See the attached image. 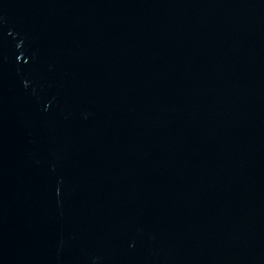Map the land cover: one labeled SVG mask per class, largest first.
I'll use <instances>...</instances> for the list:
<instances>
[{
	"label": "water",
	"instance_id": "1",
	"mask_svg": "<svg viewBox=\"0 0 264 264\" xmlns=\"http://www.w3.org/2000/svg\"><path fill=\"white\" fill-rule=\"evenodd\" d=\"M0 264H264V0H0Z\"/></svg>",
	"mask_w": 264,
	"mask_h": 264
}]
</instances>
